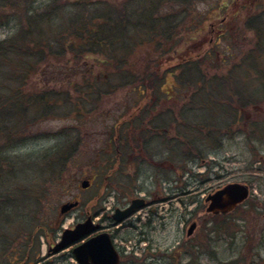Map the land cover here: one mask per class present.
Instances as JSON below:
<instances>
[{
  "label": "rangeland",
  "instance_id": "1",
  "mask_svg": "<svg viewBox=\"0 0 264 264\" xmlns=\"http://www.w3.org/2000/svg\"><path fill=\"white\" fill-rule=\"evenodd\" d=\"M122 1L105 0V3L112 4L118 10L121 9L119 4ZM230 1L223 0L222 8L216 9V6H220L219 0H194V8H191L189 12L191 13V21L201 19L204 14L210 16L206 29L198 34L194 40L207 45L208 41L210 43L217 35L224 32L223 25L229 18L225 13H231L228 10L231 7ZM50 2L66 3V6L54 10L57 14L54 15L56 19H53V22H39L33 27L34 30H42L43 27L59 29L60 25L73 16L75 9L80 13L88 14V12L99 7L98 4L91 3L94 1L89 2V0H33V2L31 0L28 2L27 0H0V40L8 39L17 32L19 24L24 23L26 19L27 21L31 19V15L25 11L26 4L29 5L31 11H40L42 8H46ZM237 2L238 10L242 11L241 14L246 17L247 15H255L261 9L256 8V6L261 5L263 0H238ZM214 9L215 11L212 12L211 10ZM95 12L97 10L90 14ZM240 25L244 35L241 31L238 39H235L233 31L230 40L227 38V41H223L222 38L221 50L225 48L226 44L228 45L235 40L244 44L246 41L249 43L246 46H251L252 36L249 30L245 31L242 23ZM53 48L56 49L57 47L53 45ZM163 48L162 51H166L167 44ZM146 52L152 54V47L147 46L146 48L145 45H136L135 50L130 52L131 55L127 59L130 67L124 68L131 72L134 69L140 72L138 70L142 68V62L145 63L152 57V55L148 56ZM57 57L48 54L44 62L59 63L61 61L62 64L68 62L66 57ZM93 62L98 65L96 60ZM131 63H134V69L131 67ZM229 63L225 62L218 65V71L225 70ZM62 64H55V66ZM1 67L8 71L13 70L16 75L11 76L12 79L9 77V80L2 79V85L7 89L4 92L15 89L20 94H29L33 91L38 93L44 83V79H40L42 77L41 71L39 72L40 66L31 69L24 80L21 78L25 75L18 74L15 66L6 68L5 65H2ZM41 69L46 71V67H41ZM100 70L99 73L104 72L103 68ZM46 73L48 76L46 78L49 81L45 83H49L48 87L58 88L55 90L56 92L69 89L70 95L75 97L72 86L67 87L61 81L49 79L52 76H50L49 71ZM65 76L66 74L63 73L54 77ZM94 78L95 76L92 75L89 80L93 81ZM172 84H174L173 78L168 73L163 85L164 90L172 89ZM147 92L149 91L147 90ZM147 92L146 94H148ZM185 96L187 97V95ZM161 98H153L151 94H148L147 99L142 98L138 101V95L135 92H131L128 87H122L117 92L100 96L98 99L89 96L84 100L85 109L79 111L81 115L73 111L67 113L71 105H63L65 103L60 102L57 105L58 108H52L53 114L38 115L40 118L38 120L37 117L34 120L33 131L29 132L28 135L27 133L22 134L24 137L28 136L26 142L22 144H18L17 141L6 142L3 138V143H0V146H3L0 152V262L5 261L11 264L16 262L19 264H76L75 259L68 255L72 247L65 248L53 255L47 254L48 247L58 240L62 229L72 227L76 217L87 206L93 204L95 207L93 209L102 206L105 210L112 212L118 198V191H122L123 195L127 197H132L137 191L145 194L148 200H156L157 197L161 198L162 196L171 199L158 205L154 204L159 214H156L157 217L155 215L150 221L149 238L151 241L137 240L139 238L137 231L147 229L146 225L143 227L147 219H140L137 222V231L127 229L120 232L117 243L123 244L122 246L127 251L126 254L136 257L135 262L130 259V261H123L122 264H170V260L174 258L167 259L166 256L150 263L149 253L194 252L193 243L198 239L195 237L196 235L202 240V252H207V254L215 252L210 241L212 237L209 233V219L204 220L206 217L209 218L204 208L200 210L201 217L199 219H203L199 223L200 231L187 238L186 229L194 217V203L193 201L192 203L188 202V198L198 192V189H201L198 198L203 199L205 195L207 196L208 193L214 191L216 184L225 185L231 182L245 183L248 181L252 194L247 200H250L254 208H259V211L255 214L253 211V215L245 213L248 217L245 220V260H248L247 252H259L262 259L252 264H264V214L262 213V209H264V100L241 109L238 115V118L241 117L242 119L241 122L231 123L232 127L227 133V135L233 133V137H226L221 141H217L216 130L213 131L210 140L203 141L200 128H203L204 123L198 126L197 121H192L185 125L186 121H184L185 128H182L181 133L183 135L180 136L183 149L184 151L190 150L192 154L200 153L201 155L197 156L198 159L195 160H183L181 158L171 160L169 159L167 143L164 140L163 144L160 137H156L153 133L151 127L152 115L155 112L149 113L152 111L150 105L155 100L163 101L164 99ZM186 99L184 98V101ZM138 102L139 104H137ZM173 103L172 100H169L167 106H172ZM176 105L180 107L181 101L180 104L176 102ZM157 109L159 113L164 111V108L159 109L158 107ZM141 111H147V113L140 115ZM138 116L140 120L143 118L141 122L136 120L140 123L138 131L142 132V136H146L145 130H150L153 135L149 143L144 144V148L149 153L151 152L152 157L148 158L143 153L137 152L139 149L137 151L132 149L133 144H139L138 136L134 133L131 134L128 130L129 133L126 134L128 145L124 147V152H128L129 155L133 154V159L137 160L131 161L128 155H124L121 161H119L120 159L117 161L118 157L115 154V160L114 157H109L110 161L113 162L111 169L109 171L108 169L104 170V166L108 164L99 160L102 157L107 158L105 155L111 152L107 138L112 135L115 136L117 132L123 134L127 130H120L119 123L134 121L135 117L138 118ZM164 121L163 124V121L158 120L156 125H165L166 132L169 134L172 125L167 122L171 120L167 117ZM253 124H260L263 128L261 132H256H260L256 137L250 135ZM7 126L11 127L9 124ZM187 126H191L190 129H186ZM0 131H4L5 134L9 133L6 127L0 128ZM19 131L22 132L20 128L13 132ZM154 131L159 133L158 128ZM175 134L172 133L173 136ZM196 134V140L193 141V135ZM202 134H204L203 131ZM76 139H78V144L70 151L67 161L62 164L63 162H59L55 158L54 153L60 150L59 156L65 155L68 152V147L73 145ZM191 141L192 146H190ZM8 142L12 145H9ZM188 144L190 145L188 146ZM214 146H218L214 149L216 151H212ZM213 159L218 160L222 165L225 173L222 180L211 179L213 176L209 172L215 170V166L210 164ZM119 162L122 163L121 168L117 167ZM205 169L207 170L205 171ZM83 179H88L91 183L86 189L80 187V181ZM178 186H181L182 190L185 186L187 193L178 195L179 193L176 191ZM73 200H79V206L65 216H61L58 213L59 206L64 202ZM147 212L148 209H144L141 215L145 216L144 214ZM58 222H61L59 226H57ZM41 232L44 233L39 234ZM121 237H124V240ZM148 244L151 246L148 247ZM217 251L228 252L223 240L219 242V250ZM207 254L202 257L200 264H211Z\"/></svg>",
  "mask_w": 264,
  "mask_h": 264
},
{
  "label": "trees",
  "instance_id": "2",
  "mask_svg": "<svg viewBox=\"0 0 264 264\" xmlns=\"http://www.w3.org/2000/svg\"><path fill=\"white\" fill-rule=\"evenodd\" d=\"M237 1H230L231 7L228 10L231 13L229 11L225 13L229 18L223 25L224 32L217 35L212 42L208 41L207 45L194 40L206 29L210 17L204 14L201 19L191 21L189 12L194 8V0H123L119 4L121 9L118 10L112 4L105 3V0H89L99 5L91 11L97 12L87 14L75 9L73 16L60 25L59 29L43 27L42 30H34L33 27L39 22H53L52 20L56 19L54 15L57 14L54 10L66 6V3L50 2L40 11H31L26 4L25 11L31 15V19L19 24L17 32L8 39L0 40V64L3 63L6 68L15 66L18 74L25 75L22 80L31 69L40 66L39 72L41 71L42 75L40 79H44V83L38 93L33 91L29 94H20L15 89L4 92L6 88L2 85V79L7 80L16 75L12 69L8 71L0 65V128L6 127L9 131L6 134L0 131V143H3V138L6 142L17 141L18 144L26 142L38 115L53 114L52 108H58L60 102L65 103L63 105H71L67 113L71 111L79 113L81 109H85L84 100L89 96L98 99L100 96L113 94L122 87H128L131 92H135L138 101L142 98L147 99L148 94L153 98L164 99L155 100L150 105L152 111L149 113L155 112L152 119L150 118L151 127L156 137L165 138L171 160L173 158L179 160L183 152V142L180 141L182 128L179 122L197 121L198 126L204 123L203 128H200L203 141L210 140L214 130L217 131V141L233 137V133L229 135L227 133L232 127L231 123L241 122V117L238 118L240 110L264 100V0L261 5L256 6L261 9L255 15L246 17L238 10ZM219 3L220 6H216V9H221L224 4L223 0H219ZM211 11L214 12L215 9ZM241 23L245 31L249 30L252 36L251 46H246L249 44L246 41L244 44L235 40L228 45L224 44L225 48L221 50L222 38L223 41H227V38L230 40L233 31L235 39H238L241 31L243 34ZM165 44L167 49L162 51ZM53 45L57 48L54 49ZM136 45L152 47L153 52L152 54L146 52L152 57L150 60L146 58L147 62H142V68L138 70L140 72L135 71L134 63H131L134 69L131 72L124 67H130L127 59ZM48 54L56 55L57 58L66 57L68 62L63 64L61 61L44 62ZM93 60H96L98 65ZM225 62H230L229 66L218 71L217 66ZM55 64L62 65L56 67ZM41 67H46V71ZM102 68L104 72L99 73ZM47 71L52 76L49 79L61 81L67 87L72 86L75 97L70 95L69 89L56 92L58 88L48 87L49 83H45L49 81ZM63 73L66 74L65 77H54ZM168 73L172 76L174 84L171 85L172 89L165 91L163 85ZM92 75L95 76L93 81L89 80ZM184 98H187L186 101ZM169 100L174 102L172 106H167ZM180 101L179 107L176 102L180 104ZM158 107L164 108V111L159 113ZM143 113L146 114L147 111H141L140 115ZM167 113L169 114L166 115ZM196 113L198 115H195ZM139 116L135 117V120L143 121ZM167 117L171 120L167 123L172 125L169 134L156 133L154 131L156 128L162 130L165 126H157L158 120L164 124ZM8 124L11 127L7 126ZM173 126L175 128H172ZM190 127L187 126L186 129ZM19 128L22 132H13ZM77 130L79 134L78 127ZM174 130L176 132H173ZM262 130L260 124H253L250 135L256 137ZM257 131L260 132L256 133ZM145 132L146 136H142L145 139L152 135L150 130ZM26 133L24 137L22 134ZM172 133L176 134L173 136ZM193 136L195 141L197 134ZM78 139L68 147L65 155L59 156L60 150L55 152V158L64 164L69 158L70 151L78 144ZM107 143L111 152L108 151L109 153L105 155L107 158L102 157L99 161L106 162L108 165L104 166V170L109 171L113 166L110 158L114 157L115 160L118 142L112 135L107 138ZM2 147L0 146V152ZM185 153L188 160H195L201 155L199 153L189 157L192 153L188 149ZM60 223L58 222L57 226Z\"/></svg>",
  "mask_w": 264,
  "mask_h": 264
},
{
  "label": "flooded vegetation",
  "instance_id": "3",
  "mask_svg": "<svg viewBox=\"0 0 264 264\" xmlns=\"http://www.w3.org/2000/svg\"><path fill=\"white\" fill-rule=\"evenodd\" d=\"M179 123H180L181 128H185V125H187V122H185V125L183 124V122H179ZM119 125H120V130L125 129L127 131H124L123 134H120L119 132L116 131L117 133L114 136L115 140H117L118 142V147H116V155L118 157L117 159H121L124 155H128L129 160L131 161L137 160V159H133V154L129 155L128 152H124V147L128 145L127 139H126L127 137L126 134L129 133L128 130H130L131 134L134 133L138 136L139 144L138 145L133 144L132 149L136 151L139 149V151L137 152L143 153L148 158L152 157L151 152L149 153V151H147L144 148V144L149 143L153 135L149 136L147 139L143 138L141 135L142 132L138 131V127L140 126V123L137 122L136 120L129 121V122L128 121L121 122L119 123ZM158 131L160 134H162V132H166V128L164 127V129L162 130L158 129ZM184 133H186L185 130H184ZM164 139L165 138H163V136L160 137V140L162 143L164 142ZM130 144L132 143L130 142ZM218 146H214L212 148V151ZM134 155L136 156V154ZM196 155L197 154H191L189 155V157L196 156ZM181 159L183 160L187 159V155L184 149L181 154ZM202 162L204 161L202 160ZM117 164H118L117 167L121 168L120 166H122V163L119 162ZM210 164L215 166V170L213 169L212 172H209L210 175L213 176L211 177V179L213 180L215 178L216 181L222 180L225 176V173H224V170L222 169L221 163L218 160L213 159L210 162ZM206 170L207 169H205V171ZM199 177H201V175H199ZM247 182H245V184L248 185ZM222 186H223L222 184L221 185L216 184L214 191L210 193L215 192ZM180 187L181 186H178V188H176V191L179 193L178 195L186 194L187 192H185V186L183 190ZM248 187L250 191H249V195L247 199L252 194V189L250 188L249 185ZM200 191L201 189H198V192H195L194 195H192L191 197L189 196L188 198L189 199L188 202L192 203L193 201L194 203V212H193L194 217L191 220L188 227H190L191 224H194V227L191 233L187 232V229L189 228L186 229V236L187 238H189L191 236L196 235L195 233L200 231L199 223L203 220V219H199V217H201L200 210L201 208H204L206 215L209 217V218L206 217L204 220L209 219V222H208L210 224L209 233L212 237V239L210 238V241L212 242V247H214L215 252H210L208 254L207 252H202V248H201L202 240L201 238H199L198 235H196L195 237H197L198 239H196L195 242L193 243L194 252H175L174 254L172 252L171 253L163 252V254H159V252H154L155 254L149 253L150 263H154V260H158L159 258L166 256L167 259L174 258L170 260V264H200L202 262V257L205 254L208 255L211 261V264L212 263L213 264H252L256 262L257 260L262 259V255L259 254V252H247L248 260L247 261L245 260V220L248 218L246 216L247 214L245 213L252 214L253 211H254V214L258 213L259 208H254V205L250 202V200L246 199L244 202L238 204L235 208L231 210L224 209V210L207 212L206 208H207L208 203L206 202V195L203 199H200V197L198 198ZM135 192H136L135 195H133L132 197H127L123 195L122 191H118V198L116 199L112 212L105 210V208H103L102 206H98L97 209H93L95 208L93 204L90 206H87L84 209V211L76 217L75 222L72 224V227H73L77 222L82 221L87 216H91L93 224H96L97 228L95 229V231L89 234L85 239H88L101 232H107L111 236L113 240V244L119 255V262H120L119 264H122L123 261L124 262L130 261V259L133 262L136 261V257H133L131 254H126L127 251L124 249V246H122L123 244H121L120 242L117 243V238L120 235V232L122 230L125 231L127 229L137 231L138 230V227L136 226L137 222L140 221V219H147V222L145 224L144 222L142 223V225L144 224L143 227H145L146 225L147 229L137 231L139 234L138 235L139 238L137 240L139 241L146 240L148 242L151 241V239L149 238V233H150L149 230L151 229L150 221H152L153 217L156 214L157 215L159 214V211L157 212L156 208L154 207V204L158 205L160 203L168 202L171 200L169 197H166V196H162L161 198L157 197L156 200L155 199L148 200V197L145 194L143 195L142 193H138L137 191ZM136 198L143 199V205L139 208L134 209V211L128 217L121 218L119 219L118 222H115L114 216H121L123 211ZM144 209H148V212L144 214L146 218L145 216L141 215V212ZM116 210H119V211L116 212ZM262 213L264 214V209H262ZM157 215L155 217H157ZM121 239L124 240V237H121ZM221 240H223V242L225 243V246L228 248V252H218L217 251L219 250V242ZM150 246L151 245L148 244V247ZM68 255L70 257H74L72 253V249L70 250V252H68ZM16 264H19V263H16Z\"/></svg>",
  "mask_w": 264,
  "mask_h": 264
},
{
  "label": "water",
  "instance_id": "4",
  "mask_svg": "<svg viewBox=\"0 0 264 264\" xmlns=\"http://www.w3.org/2000/svg\"><path fill=\"white\" fill-rule=\"evenodd\" d=\"M89 185L87 180L81 182V187ZM248 196V187L244 183H228L218 191L209 194L206 201H209L207 211H218L231 209L238 203L245 200ZM77 205V201L63 203L59 212L64 213ZM143 205L142 199H136L123 211L121 216H114L115 220L128 216L135 208ZM117 212L119 210H116ZM194 224H191L188 233L193 230ZM96 228L91 223V218L87 217L84 221L77 223L74 228L64 229L60 240L49 249L50 253H57L70 244L81 240ZM72 253L78 264H118L119 257L114 249L111 239L107 233H100L87 241L75 246ZM3 264V263H0Z\"/></svg>",
  "mask_w": 264,
  "mask_h": 264
}]
</instances>
